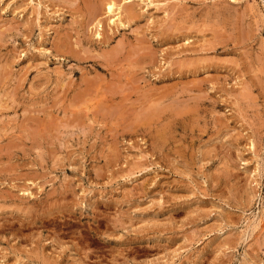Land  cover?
<instances>
[{"label": "rangeland", "instance_id": "1", "mask_svg": "<svg viewBox=\"0 0 264 264\" xmlns=\"http://www.w3.org/2000/svg\"><path fill=\"white\" fill-rule=\"evenodd\" d=\"M93 2L0 0V264H264V0Z\"/></svg>", "mask_w": 264, "mask_h": 264}, {"label": "bare ground", "instance_id": "2", "mask_svg": "<svg viewBox=\"0 0 264 264\" xmlns=\"http://www.w3.org/2000/svg\"><path fill=\"white\" fill-rule=\"evenodd\" d=\"M88 1V0H87ZM118 1H120V0H97V2L96 3H94L93 2V5L92 4H90L89 6H91V7H89V6H87V7H89L88 9H87V13L88 14H86V15H89V18H90V15L93 17V18H97L98 16H100V15H102V14H107L108 16H109V20H108V24L109 25H111V26H113V25H115V23H116V21L117 20H119L120 18H119V13H121V10H120V6H118L117 5V2ZM122 2H123V7L121 8L122 9V11L125 13V15L123 14V16L124 17H126V18H128L129 20H132L135 16H137L136 14L134 15V13H133V11H132V5L130 4V0H121ZM92 2V1H91ZM89 3V2H88ZM118 3H120V2H118ZM65 4V3H64ZM165 4V3H164ZM88 5V4H87ZM121 5V4H120ZM169 5V4H168ZM178 5V4H177ZM70 6V5H69ZM134 6V5H133ZM173 7V6H172ZM179 7V6H178ZM177 7V8H178ZM167 8V7H166ZM163 9H165V8H163ZM171 9V8H170ZM119 10H120V12H119ZM133 10H134V7H133ZM158 10H159V8H158ZM160 10H161V8H160ZM166 10V9H165ZM117 11V12H116ZM135 11V10H134ZM157 11V10H156ZM163 11V10H162ZM165 12V11H164ZM176 12V11H175ZM37 13V12H36ZM140 13V12H139ZM78 14V13H77ZM84 14V13H83ZM106 16V15H105ZM107 16V17H108ZM121 16V15H120ZM101 17V16H100ZM104 17V16H103ZM106 17V18H107ZM84 18V17H83ZM99 18V17H98ZM126 18H123V20L125 19L126 20ZM136 19H138V18H136ZM86 20V19H85ZM105 20V19H104ZM134 20V19H133ZM87 21L89 22V20H88V17H87ZM86 21V22H87ZM92 21V20H91ZM96 21V20H95ZM95 21H93V22H95ZM99 21V22H98ZM97 22H96V28H97V32L95 31V34H94V38H96L98 41L99 40H101V38H102V34L100 33L101 32V29H102V27H103V29H105V33H106V28H104V26H101V23H100V20H98ZM119 21H121V20H119ZM136 21V20H135ZM146 21V20H145ZM169 21V20H168ZM76 22V21H75ZM85 22V23H86ZM87 22V23H88ZM134 22V21H133ZM170 22V21H169ZM86 23V24H87ZM103 24H104V21L102 22ZM105 23H106V21H105ZM119 23V22H118ZM118 23H117V25H118ZM125 23V22H124ZM124 23H122V24H120V27L121 26H123V27H121V28H124ZM127 23H129L128 22V20H127ZM76 24V23H75ZM90 24H92V23H90ZM93 24H95V23H93ZM176 25H177V23H176ZM179 25V24H178ZM144 26V25H143ZM156 26H158V25H156ZM169 26V24H167V27ZM172 26V25H171ZM170 26V27H171ZM175 26V25H174ZM79 27V26H78ZM107 27H108V25H107ZM127 27V26H126ZM125 27V28H126ZM140 26H138V28H139ZM159 27V26H158ZM163 27V26H162ZM12 28V27H11ZM89 28V27H88ZM95 28V29H96ZM110 28V27H109ZM165 28H166V26H165ZM80 29V28H79ZM84 29V28H83ZM110 29H112V28H110ZM109 29V30H110ZM118 29V28H117ZM78 30V29H77ZM76 30V31H77ZM80 30H82V28L80 29ZM188 30H190V29H188ZM83 31V30H82ZM73 32V31H72ZM79 32V31H78ZM91 32V31H90ZM108 32V31H107ZM57 33V32H56ZM110 33H112L111 31H110ZM114 33V32H113ZM213 33V32H212ZM64 34H65V31H64ZM90 34V33H89ZM68 35V34H67ZM104 35V34H103ZM108 36V35H107ZM106 36V37H107ZM215 36V35H214ZM64 37H65V35H64ZM109 37V36H108ZM141 37H142V35H141ZM216 37V36H215ZM69 38H70V36H69ZM217 38V37H216ZM63 39V38H62ZM65 39H68V37L66 36V38ZM65 39H64V41H65ZM86 39V38H85ZM107 39V38H106ZM97 40L95 41V42H97ZM243 40V39H242ZM87 41V40H86ZM91 41V40H90ZM102 41H104V40H102ZM107 41H108V39H107ZM106 41V42H107ZM137 41V40H136ZM185 41V40H184ZM192 41V40H191ZM224 41V40H223ZM76 42H78V41H76ZM93 42V41H92ZM121 41H119V42H117V44L118 43H120ZM124 42V41H123ZM137 42H139V41H137ZM196 42V41H195ZM208 42V41H207ZM226 42V41H225ZM59 43V42H58ZM61 43V42H60ZM102 43V42H101ZM209 43V42H208ZM64 44V43H63ZM71 44V43H70ZM103 44H104V42H103ZM62 45V44H61ZM208 45V44H207ZM64 46V45H63ZM68 46V45H67ZM129 46H131V45H129ZM139 46V45H138ZM209 46V45H208ZM219 46V45H218ZM60 47V46H59ZM62 47V46H61ZM65 47H66V45L64 46V47H62V48H64L65 49ZM72 47V46H71ZM71 47H69V48H71ZM100 47V46H99ZM123 47V46H122ZM141 47V46H140ZM146 47V46H145ZM57 48V47H56ZM55 48V49H56ZM67 48V47H66ZM120 48H121V45H120ZM136 48V47H135ZM142 48V47H141ZM190 48V47H189ZM72 49V48H71ZM117 49V48H116ZM116 49H114L113 48V53H115L117 50ZM132 49H134V47L132 48ZM63 50V49H62ZM70 50V49H69ZM111 50V49H110ZM120 50V49H119ZM122 50V49H121ZM75 51V50H74ZM147 51V50H146ZM201 51V50H200ZM70 52H72L71 50H70ZM70 52L68 53V54H70ZM102 52H104V51H102ZM101 52V53H102ZM106 52V51H105ZM105 52H104V54L103 55H110L111 54V52L110 53H108V54H105ZM126 52V51H125ZM141 52V51H140ZM61 53V52H60ZM73 53V52H72ZM95 53V52H94ZM107 53V52H106ZM112 53V54H113ZM121 53V52H120ZM154 53V52H153ZM62 54H64V52L62 53ZM66 54V53H65ZM77 54H79L78 52H76V54H72V55H77ZM87 54V53H86ZM89 54V53H88ZM111 54V55H112ZM115 55V54H114ZM114 55H112V56H114ZM129 55V54H128ZM79 57H80V55H78ZM77 56V57H78ZM90 56V55H89ZM126 56V55H125ZM152 56V55H151ZM73 57V56H72ZM77 57H76V59H77ZM115 57V56H114ZM127 57V56H126ZM129 57V56H128ZM137 57V56H136ZM206 57V56H205ZM89 58V57H88ZM102 58V57H101ZM116 58V57H115ZM83 59H85V58H83ZM82 59V60H83ZM92 59V58H91ZM109 59H111L109 56H108V60ZM120 59V58H119ZM123 59H125V58H123ZM122 59V60H123ZM142 59V58H141ZM150 59V58H149ZM192 59V58H191ZM81 60V59H80ZM86 60V59H85ZM105 60H107L106 58H105ZM128 60V59H127ZM143 60V59H142ZM153 60H155V58L153 59ZM189 60V59H188ZM113 61V60H112ZM116 61V60H115ZM173 61V60H172ZM178 61V60H177ZM177 61H176V63H177ZM107 62V61H106ZM125 62H126V60H125ZM11 63V62H10ZM37 63V62H36ZM180 63V62H179ZM185 63V62H184ZM93 64V63H92ZM112 64H114V63H112ZM131 64V63H130ZM148 64V63H147ZM147 64H145V65H147ZM153 64V63H152ZM178 64V63H177ZM191 64V63H190ZM8 65V64H7ZM135 65V64H134ZM179 65V64H178ZM188 65V64H187ZM108 66H110V65H108ZM27 67V66H26ZM113 68V67H112ZM134 69V68H133ZM178 70V69H177ZM190 70V69H189ZM199 71V70H198ZM122 72V71H121ZM129 73V72H128ZM196 74V73H195ZM20 75H22V74H20ZM25 75V74H24ZM22 78V77H21ZM116 78V77H115ZM139 78V77H138ZM3 79V78H2ZM213 79V77L211 78V80ZM81 80H83V79H81ZM138 80V79H137ZM140 80V79H139ZM208 80V79H207ZM216 80V79H215ZM84 81V80H83ZM88 81V80H87ZM196 81V80H195ZM133 82V81H132ZM191 82H192V79H191ZM205 82V81H204ZM70 83V82H69ZM89 83V82H88ZM186 83H188L187 81H186ZM193 83H194V81H193ZM143 84V83H142ZM200 84V83H199ZM194 85V84H193ZM89 86H91V85H89ZM93 86V85H92ZM186 86V85H185ZM189 86H192L191 84L189 85ZM95 87V86H94ZM120 87V86H119ZM118 87V88H119ZM177 87V86H176ZM199 87V86H198ZM186 88V87H185ZM190 88V87H189ZM90 89V88H89ZM200 89V88H199ZM187 90V89H186ZM91 91V90H90ZM98 92V91H97ZM187 92V91H186ZM75 93V92H74ZM164 93V92H163ZM96 94V93H95ZM107 94V93H106ZM157 94V93H156ZM191 94V93H190ZM195 94V93H194ZM206 95V94H205ZM204 95V96H205ZM88 96V95H87ZM169 96V95H168ZM145 97V96H144ZM155 97V96H154ZM153 97V98H154ZM199 97V96H198ZM201 97H203V95L201 96ZM84 98V97H83ZM100 98V97H99ZM152 98V97H151ZM159 98H161L160 96L158 97V99ZM190 98V97H189ZM75 99V98H74ZM74 99H72V101L74 100ZM148 99V98H147ZM163 99V98H162ZM195 99V98H194ZM181 100V99H180ZM199 100V99H198ZM94 101V100H93ZM132 101V100H131ZM148 101V100H147ZM121 102V101H120ZM152 102H154V101H152ZM82 103V102H81ZM149 103V102H148ZM172 103V102H171ZM184 103V102H183ZM84 104V103H83ZM88 104V103H87ZM90 104V103H89ZM101 104V103H100ZM130 104V103H129ZM151 104V103H150ZM98 105V104H97ZM156 105V104H155ZM102 106V105H101ZM123 106V105H122ZM196 106V105H195ZM76 107H78V106H76ZM98 107V106H97ZM103 107V106H102ZM132 107V106H131ZM141 107V106H140ZM187 107V106H186ZM113 108V107H112ZM1 109V108H0ZM94 109V108H93ZM123 109H125V108H123ZM173 109V108H172ZM176 109V108H175ZM86 110V109H85ZM170 110V109H169ZM178 110V109H177ZM194 110V109H193ZM95 111V110H94ZM107 111V110H106ZM147 111V110H146ZM117 112V111H116ZM178 112V111H177ZM176 112V113H177ZM104 113V112H103ZM107 113V112H106ZM112 113L114 114V109H113V111H112ZM118 113V112H117ZM127 113V112H126ZM159 113V112H158ZM187 113V112H186ZM189 113V112H188ZM107 114H109V112L107 113ZM128 114V113H127ZM178 114V113H177ZM180 114V113H179ZM179 114H178V117H179ZM68 115V114H67ZM74 115V114H73ZM78 115V114H77ZM110 115V114H109ZM159 115V114H158ZM175 115V114H174ZM125 116V115H124ZM132 116V115H131ZM155 116V115H154ZM150 117H152V116H150ZM109 118V117H108ZM194 119H195V117H194ZM198 119V118H197ZM146 120V119H145ZM156 120H158V119H156ZM160 120V119H159ZM159 120H158V122H159ZM167 121V120H166ZM36 122V121H35ZM123 123V122H122ZM144 123V122H143ZM52 124V123H51ZM50 124V125H51ZM147 124V123H146ZM168 124V123H167ZM2 125V124H1ZM47 126V125H46ZM45 126V127H46ZM78 126V125H77ZM88 126V125H87ZM191 126V125H190ZM146 127V126H145ZM147 127H149L148 125H147ZM168 127V126H167ZM42 128H43V126H42ZM82 128V127H81ZM191 128V127H190ZM37 129V128H36ZM41 129V128H40ZM44 129V128H43ZM151 129V128H150ZM160 129V128H159ZM193 129V128H192ZM154 130V129H153ZM167 131V130H166ZM26 132V131H25ZM44 132V131H43ZM42 133V132H41ZM40 133V134H41ZM160 133V132H159ZM156 134V133H155ZM46 135V134H45ZM115 136H117V135H115ZM161 136V135H160ZM34 137V136H33ZM37 137V136H36ZM30 138V137H29ZM49 138V137H48ZM162 138V137H161ZM23 139H24V135H23ZM158 139H159V137H158ZM162 140V139H161ZM34 141V140H33ZM8 142V141H7ZM164 142H165V140H164ZM163 142V143H164ZM166 144V143H165ZM15 146V145H14ZM19 146V145H18ZM21 147V146H20ZM159 147V146H158ZM8 149V148H7ZM114 149V148H113ZM8 152V151H7ZM72 157V156H71ZM70 157V158H71ZM56 158V157H55ZM62 160V159H61ZM109 163V162H108ZM231 171V170H230ZM1 172V171H0ZM228 173V172H227ZM37 174V173H36ZM19 175V174H18ZM23 177V176H22ZM30 177V176H29ZM71 190V189H70ZM23 192V191H22ZM7 193V192H6ZM26 194H28V192L26 193ZM11 195V194H10ZM12 196V195H11ZM17 196V195H16ZM27 196H29V195H27ZM1 197H3L2 195H1ZM5 197V196H4ZM13 197H15V195L13 196ZM18 197V196H17ZM17 197H15L16 199H17ZM33 197V196H32ZM3 199H5V198H3ZM2 199V200H3ZM11 200V199H10ZM59 200V199H58ZM13 201V200H12ZM23 202V201H22ZM55 202V201H54ZM50 203V202H49ZM28 204H30V203H28ZM22 205V207H23V204H21ZM20 205V206H21ZM6 207V206H5ZM27 207V206H26ZM22 209H24V208H22ZM8 210V209H7ZM24 211V210H23ZM30 212V211H29ZM23 214V213H22ZM26 214H28V212L26 213ZM34 214H35V212H34ZM3 219V218H2ZM96 220V219H95ZM115 222V221H114ZM20 223V222H19ZM2 224V223H1ZM27 224V223H26ZM115 224V223H114ZM118 224V223H117ZM10 225V224H9ZM157 225V224H156ZM2 226V225H1ZM11 226V225H10ZM121 226V225H120ZM123 226V225H122ZM118 227H119V224H118ZM43 228V227H42ZM8 229V228H7ZM10 230H11V228H10ZM27 230V229H26ZM2 232V231H1ZM105 235V234H104ZM79 247V246H78ZM135 248V247H134ZM124 249V248H123ZM36 252V251H35ZM89 256V255H88ZM37 259V258H36ZM114 260V259H113ZM112 263H114V262H112Z\"/></svg>", "mask_w": 264, "mask_h": 264}]
</instances>
